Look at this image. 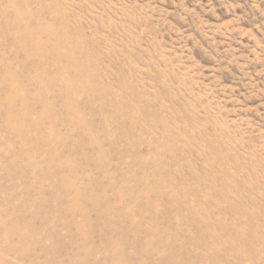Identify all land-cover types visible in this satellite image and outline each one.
<instances>
[{"label":"rangeland","instance_id":"1","mask_svg":"<svg viewBox=\"0 0 264 264\" xmlns=\"http://www.w3.org/2000/svg\"><path fill=\"white\" fill-rule=\"evenodd\" d=\"M0 264H264V0H0Z\"/></svg>","mask_w":264,"mask_h":264}]
</instances>
